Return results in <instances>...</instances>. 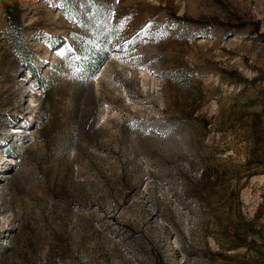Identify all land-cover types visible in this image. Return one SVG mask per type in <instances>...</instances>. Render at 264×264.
I'll return each instance as SVG.
<instances>
[{
	"label": "rangeland",
	"instance_id": "rangeland-1",
	"mask_svg": "<svg viewBox=\"0 0 264 264\" xmlns=\"http://www.w3.org/2000/svg\"><path fill=\"white\" fill-rule=\"evenodd\" d=\"M5 149L0 264H264V0H0Z\"/></svg>",
	"mask_w": 264,
	"mask_h": 264
},
{
	"label": "trees",
	"instance_id": "trees-1",
	"mask_svg": "<svg viewBox=\"0 0 264 264\" xmlns=\"http://www.w3.org/2000/svg\"><path fill=\"white\" fill-rule=\"evenodd\" d=\"M17 14H18V13H17ZM17 14H16V15H17ZM28 71H29L30 75L34 77L33 70H32L31 68H28ZM37 81L40 83V80H39V79H37ZM43 90H44V89H43Z\"/></svg>",
	"mask_w": 264,
	"mask_h": 264
}]
</instances>
